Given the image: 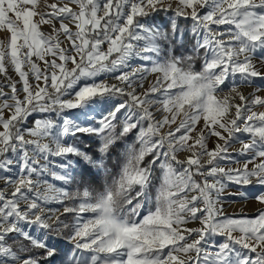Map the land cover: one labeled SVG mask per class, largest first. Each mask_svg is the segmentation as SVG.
<instances>
[{"label":"snow or ice","instance_id":"1","mask_svg":"<svg viewBox=\"0 0 264 264\" xmlns=\"http://www.w3.org/2000/svg\"><path fill=\"white\" fill-rule=\"evenodd\" d=\"M70 4L0 0V179L14 185L0 189V264H264V97L236 87L264 79V0ZM77 134L95 139L81 148ZM236 140L245 162L220 167ZM225 181L255 214L224 212Z\"/></svg>","mask_w":264,"mask_h":264},{"label":"rangeland","instance_id":"2","mask_svg":"<svg viewBox=\"0 0 264 264\" xmlns=\"http://www.w3.org/2000/svg\"><path fill=\"white\" fill-rule=\"evenodd\" d=\"M49 2H53V3H60V4H69L70 7L75 8V5L70 4V0H47ZM166 2H169L172 4V7L175 8L176 7V0H166ZM42 3H44V0H40V4L42 6ZM61 5V6H62ZM40 6V7H41ZM51 10V9H50ZM173 13L172 12H168V13H164V12H159L155 14L154 17V22L158 25L161 26L162 29H167L168 23L171 22V17H172ZM38 19V18H37ZM67 21V20H65ZM179 21H184L185 23H187V27L183 28L182 26H180L182 29H189L191 28V24L192 21L189 20H185L184 18H180ZM68 22V21H67ZM47 25V24H46ZM41 25L42 26H46ZM42 30V29H41ZM74 30V29H73ZM44 33L46 34H51L49 32H47L45 30V28H43L42 30ZM7 33L5 32H0V39H3L4 37H6ZM62 39V40H61ZM65 38L61 35L60 36V40L63 41ZM63 46V45H62ZM49 59H51V57H49ZM253 63L256 67V69L258 71H260L261 73H264V63L260 62V58H259V54L254 57L253 59ZM40 66L43 67V63L40 62ZM139 66L138 63H134L133 67H137ZM69 67H71V65H69ZM9 75L13 78V79H17L18 77L16 76V74L9 70ZM4 77L2 75H0V83L4 82ZM101 80H107L110 83H114L115 81L110 77H106V76H102L100 77ZM253 79V83L251 84H247V83H240V77L237 76L236 80H237V84L236 87L238 88L239 91H241L244 95L249 96V99H251V96L249 95L250 93H254L255 95H259L261 97H264V79H261L260 77H255L252 78ZM155 80V76L149 74L148 76H146L145 81H144V86L143 89L138 87L137 85H134V87H136V91L137 94L141 93L144 89H146L148 87V84ZM34 83V81H33ZM17 87L19 88L20 85H17ZM231 88V81H229V87L228 88H224V90L220 93H218V95L223 96L225 94H228ZM257 89H259L257 91ZM4 92L9 93L10 92V88L5 87ZM131 90V89H130ZM238 102V100H237ZM159 105L156 106V108H158ZM156 108H152L151 110L153 111L154 115H156V118L159 119L160 118V114L156 112ZM252 111H255L257 113H259L260 111H264V106H254L252 108ZM70 116L75 117L79 115V111L78 110H71V112L69 113ZM102 111L101 109L97 108V110L95 111V113H92L90 115H95V117L98 119L101 115H102ZM8 115L7 110H5V116ZM81 120H83V117H81ZM93 123H95V120L92 121ZM202 121L201 124L198 125V127L202 126ZM29 126H31V121H29ZM163 131H167V127H165V129H163ZM82 138H87L88 140H94L95 138H90L88 137L87 134H82L79 137H77V142L80 143ZM135 139V132L133 135V138L129 141L130 143L132 141H134ZM244 142H248V137L247 134H244L243 137ZM69 142H73L72 140H69ZM208 147L209 148H213L215 146V144L217 143V139L215 137H209L208 138ZM221 143H223L221 141ZM240 148H241V142L239 140H236L234 142H231L228 148V152L231 156V160H225L222 161L219 166L220 167H225V168H235V167H239L241 166L244 162H245V158L243 156H241L240 154ZM187 155H189V153L181 151L179 153H177V158L180 160H183ZM69 160H75V157H68ZM206 159V157H202L201 158V162L203 163V161ZM63 162L62 158L60 157H52L50 158V163L53 164H59ZM73 167H75V164H73ZM47 179H51L50 177H46ZM197 180L200 179V177H196ZM61 182H58L57 184L60 185ZM226 183V187L224 192L221 194V204L223 206L224 212L228 215H234V214H239V213H247V214H255V210L257 207H259V205L257 204V202L254 199H244L241 198L240 196L236 195L235 193H237V191L239 190H243V189H238L237 186L235 185H229L227 181H225ZM14 185H7L5 187L4 185V180L0 179V189H3L4 191H6V193L8 195L11 194V191L13 190ZM247 191L249 193H253V192H257L258 190L256 188H248ZM50 207L53 209L54 215H53V219L55 218V215L59 214L60 212L63 211L62 206L58 205V204H51ZM199 226V222H190L188 223L187 227L188 228H193V227H198ZM34 235H39V233L34 232ZM54 241H50V243H52ZM71 243V242H70ZM69 243V245H70Z\"/></svg>","mask_w":264,"mask_h":264},{"label":"trees","instance_id":"3","mask_svg":"<svg viewBox=\"0 0 264 264\" xmlns=\"http://www.w3.org/2000/svg\"><path fill=\"white\" fill-rule=\"evenodd\" d=\"M178 23H179V25L182 26L183 28H186L187 25H188V24L185 23L184 21H178ZM170 25H171V22L168 23L167 28H170ZM196 68H197V70L199 69V61L196 62ZM80 135H82V134H77V137H79ZM133 135H134V132H133L132 134H130V139H129V141L133 138ZM91 142H92V140H88L87 138H82V140H81V142L79 143V145H80L81 148H86V147L88 146V144L91 143ZM93 146H94V145H93ZM150 159H151L150 156H149V157H146V161H145V162H147V161L150 160ZM75 167L78 168L77 165H75ZM157 167H158V166H157ZM75 187H76L75 185H72V189H73V190L75 189ZM9 242L11 243V241H9ZM60 242H61V244H62L63 246H65V247L69 246V243H70V241H68L67 238H66V234H65L64 237H61V238H60Z\"/></svg>","mask_w":264,"mask_h":264},{"label":"bare ground","instance_id":"4","mask_svg":"<svg viewBox=\"0 0 264 264\" xmlns=\"http://www.w3.org/2000/svg\"><path fill=\"white\" fill-rule=\"evenodd\" d=\"M47 3L50 5V4H53V2L51 3V2H49V1H47ZM58 6H61L62 4H58V3H56ZM40 6H41V4H40ZM41 8L43 9L44 8V3H42V6H41ZM47 11H51L50 9H46ZM54 23H56V26L57 27H59V21H54ZM65 23H68L67 21H65ZM46 25V24H45ZM71 26V25H70ZM43 28H45V30L47 31V32H49V33H51V27L49 26V25H46L45 27L44 26H42V30H43ZM62 40V39H61ZM64 41V40H63ZM130 90V89H129ZM56 183H58V182H56Z\"/></svg>","mask_w":264,"mask_h":264}]
</instances>
